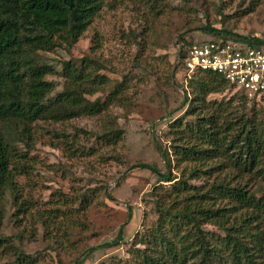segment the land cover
Here are the masks:
<instances>
[{"label":"rangeland","instance_id":"1","mask_svg":"<svg viewBox=\"0 0 264 264\" xmlns=\"http://www.w3.org/2000/svg\"><path fill=\"white\" fill-rule=\"evenodd\" d=\"M148 1L111 2L75 43L32 55L34 64L47 72L44 80L53 84L40 99L45 104L63 89L65 62L79 66L83 59L92 60L99 67L96 72L109 80L88 96L90 100L104 102L115 86L123 84L120 105L107 106L99 116L38 122L29 145L6 128L14 152L25 155L16 160L14 182L26 201L37 207L43 204V223L28 214L16 223L14 193L8 190L0 202V237L11 238V249L21 251L32 264H110L112 259H126L135 234L156 218L152 194L160 184L152 171L128 168L146 163L165 172L155 142L174 160L168 127L186 112L188 103L181 105L184 94L189 101L193 98L190 79L184 80L177 65L178 52L213 38L202 31L206 25L264 41V0H157L163 12L156 17L147 14ZM238 99L232 88L207 97L209 102L230 100L233 107ZM248 103L249 114L253 104ZM254 108L264 112V107ZM112 124L122 134L115 147L100 139ZM257 188L256 196L264 194V184ZM49 219L55 225H49ZM121 227L123 241L118 246L98 248L113 240ZM204 228L218 231L213 225ZM10 251L0 256V264H15L16 253Z\"/></svg>","mask_w":264,"mask_h":264},{"label":"trees","instance_id":"2","mask_svg":"<svg viewBox=\"0 0 264 264\" xmlns=\"http://www.w3.org/2000/svg\"><path fill=\"white\" fill-rule=\"evenodd\" d=\"M119 1L0 0V202L6 191L14 193L16 223L27 214L29 218L37 215L43 223V204L37 207L26 201L14 182L16 160L25 155L14 152L6 128L29 145L33 125L38 122L99 116L107 106L123 101L119 90L122 83L104 102L88 98L109 80L96 72L99 67L95 62L83 59L79 66L64 63L63 89L45 104L40 99L53 90V84L44 80L47 72L34 64L32 55L38 50L52 51L61 43H75L109 3ZM148 2L147 14L160 16L162 5L157 0ZM201 29L222 41L264 44L208 25ZM184 53L180 50L178 56L183 57ZM188 87L193 98L189 101L188 94H184L181 105L188 103L186 112L169 124L166 134L174 160L168 150L155 142L165 172L146 163L128 168L148 169L157 175L160 184L152 194L156 218L135 234L128 257L112 259L110 264H264V194L253 193L264 184V112L254 108L264 107V102L249 101L240 91H236L237 107L230 100L207 101L210 94L234 90L211 72L193 74ZM248 102L253 104L249 114ZM187 116L192 118L186 120ZM100 139L103 145L115 147L122 141L121 130L112 124L100 134ZM130 218L129 211L127 220ZM49 225H55L54 220ZM206 225H213L218 231L206 230ZM10 240L0 237V256L11 250L16 253L15 264H32L33 260L21 251L11 249ZM122 241L121 227L113 240L98 248L118 246Z\"/></svg>","mask_w":264,"mask_h":264},{"label":"built area","instance_id":"3","mask_svg":"<svg viewBox=\"0 0 264 264\" xmlns=\"http://www.w3.org/2000/svg\"><path fill=\"white\" fill-rule=\"evenodd\" d=\"M177 64L185 81L198 72L215 73L249 101L264 102V44L209 38L189 46Z\"/></svg>","mask_w":264,"mask_h":264}]
</instances>
